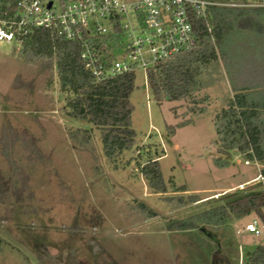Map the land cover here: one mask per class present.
<instances>
[{
    "label": "rangeland",
    "instance_id": "1",
    "mask_svg": "<svg viewBox=\"0 0 264 264\" xmlns=\"http://www.w3.org/2000/svg\"><path fill=\"white\" fill-rule=\"evenodd\" d=\"M56 74L51 62H30L19 47L0 42V135L6 127L11 168L8 177L0 171L11 194L0 207V264H231L230 249L213 247L203 234L169 229L219 204L225 194L236 197L260 185L253 181L264 165H247L240 155L221 156L213 145L215 116L233 94L224 62L206 75V88L196 95L202 115L190 111V101L158 104L147 73L137 72L130 102L138 147L124 152L117 164L107 160L100 130L65 116ZM50 78L54 85L48 89ZM184 122L192 124L178 128ZM82 128L92 129L87 144L70 137ZM24 139L30 140L24 142L28 156L18 152ZM13 140L19 142L16 157L24 159L19 168ZM150 159L159 161L166 194L155 193L141 173ZM215 159L231 165L219 168ZM15 179L20 186H14ZM170 180L184 191L173 192ZM191 196L201 200L177 201ZM254 221L250 215L227 229L238 248L243 246L238 264L245 247L264 244V234L243 233ZM205 228L221 239L218 231ZM209 249L214 251L206 258Z\"/></svg>",
    "mask_w": 264,
    "mask_h": 264
},
{
    "label": "trees",
    "instance_id": "2",
    "mask_svg": "<svg viewBox=\"0 0 264 264\" xmlns=\"http://www.w3.org/2000/svg\"><path fill=\"white\" fill-rule=\"evenodd\" d=\"M212 13L214 42L205 24L200 21L197 25L200 36L197 49L148 70L151 95L158 104L190 101L194 104L190 111L202 115L205 109L198 108L201 101L197 100L196 95L206 88V75L214 71L222 60L233 94H227L226 108L215 116L217 138L213 145L221 156L240 155L245 161L264 165V8H217ZM18 47L22 57L30 62L43 60L55 65L59 91L65 98V116L88 123L101 131L103 152L110 163L117 164L124 152H132L138 147L136 132L131 123L133 107L130 102L135 89L136 74L97 82L85 69L77 44L59 38L49 31L33 32ZM53 85L54 80L50 78L47 88H53ZM189 124L192 122L181 123L178 128ZM170 129V135H174L175 128ZM91 133L92 129L82 128L71 131L70 137L72 140L81 137L82 143L87 144L91 141ZM26 140L21 141L18 152L27 153L28 156L25 146L27 144L24 143ZM8 141L5 127L0 135V171L5 173V177H8L6 173L11 172V168H7L8 165L10 167ZM13 141L12 154L15 165L19 168L17 162H22L21 157H16L19 142ZM6 161L9 162L8 165ZM215 164L224 168L229 167L231 162L215 159ZM140 169L155 193H168L157 159L148 160ZM261 173L264 175V170ZM173 182L170 180L173 192L184 191V187L178 188ZM15 183V187L20 186L16 179ZM5 184L6 182H0V207L3 206V199L11 197L9 187L4 189ZM258 187L236 197L225 194L219 204L188 220L174 222L169 225V229L194 232V235L203 234L213 247H224L222 249L225 252L230 249L227 251L230 263L238 264V249L243 252V246L238 248L235 240L228 237L226 232L233 222L250 215H254L255 220L264 228V190L261 184ZM173 199L169 200L173 202ZM200 200L197 196H191L185 201L184 198L177 199L181 204L197 203ZM149 213L151 216V211ZM205 227L218 231L222 235L221 239L212 238ZM245 250L243 264H264V244H256L250 249L245 247ZM213 251L209 249L206 258L212 256Z\"/></svg>",
    "mask_w": 264,
    "mask_h": 264
},
{
    "label": "built area",
    "instance_id": "3",
    "mask_svg": "<svg viewBox=\"0 0 264 264\" xmlns=\"http://www.w3.org/2000/svg\"><path fill=\"white\" fill-rule=\"evenodd\" d=\"M217 8H264V0H0V42L18 47L33 32L49 31L77 44L85 69L103 82L197 49L200 21L214 42ZM253 182L264 190L262 173ZM244 232L260 237L264 228L255 220Z\"/></svg>",
    "mask_w": 264,
    "mask_h": 264
},
{
    "label": "crops",
    "instance_id": "4",
    "mask_svg": "<svg viewBox=\"0 0 264 264\" xmlns=\"http://www.w3.org/2000/svg\"><path fill=\"white\" fill-rule=\"evenodd\" d=\"M248 183H249V182H248ZM209 234H211L212 238H214V239L217 238V237H216L214 234H212L211 232H210Z\"/></svg>",
    "mask_w": 264,
    "mask_h": 264
}]
</instances>
